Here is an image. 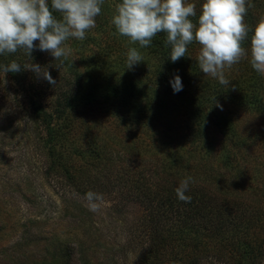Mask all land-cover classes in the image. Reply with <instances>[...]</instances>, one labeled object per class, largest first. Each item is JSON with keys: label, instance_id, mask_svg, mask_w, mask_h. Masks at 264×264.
Listing matches in <instances>:
<instances>
[{"label": "rangeland", "instance_id": "obj_1", "mask_svg": "<svg viewBox=\"0 0 264 264\" xmlns=\"http://www.w3.org/2000/svg\"><path fill=\"white\" fill-rule=\"evenodd\" d=\"M192 1L187 0L188 3ZM254 1L251 0L254 4L251 11L258 15L260 11L263 17L264 6H257ZM120 2L105 0L101 14L96 17V27L87 32L86 39L67 41L71 49L69 58L80 72L97 82L132 86L139 91L141 106L151 104L154 107L142 119L131 118L118 109L102 116L100 112H104L106 103L99 102L97 114L90 122L91 132L97 130L93 137L108 149L107 156L114 160L115 167L104 171L106 168L101 164H106L107 158L97 160V165L90 159L83 160L100 172L94 175L89 187L84 188L102 194V200L95 202L97 211L90 210L81 190L46 171L47 153H43L40 140L45 137V129L40 122L28 117L29 107L23 93L0 75V264H156V259L142 255L147 252L152 238L144 223L147 219L144 207L138 204L139 197L136 198L141 196L142 183H136L135 179L146 177L145 183L155 187L160 178L157 170L160 171L166 153L177 149L180 155H185L193 141L188 120L185 116L165 115L163 108L165 104L167 107L176 105L182 107L183 112L188 111L191 106L178 101L182 97L191 98L195 89L204 87L207 80L202 76L192 79L191 73L186 79L189 70L185 68L186 73L178 72L183 88L174 93L170 81L175 76L167 75L165 64L160 62L162 58L140 48L138 42L133 44L129 38L119 35L111 24L115 6ZM203 3L204 0L201 6ZM54 14L60 17L59 13ZM131 47L141 52L144 61L127 69V52ZM239 68L235 67L236 70ZM235 72L227 69L225 76L229 79ZM245 74L247 69L244 72L242 69L241 76L247 81ZM262 79L264 82V77ZM52 96L51 91H47L42 101L51 107ZM217 103L222 108L216 106ZM217 103H214L217 116L237 121L240 133L259 137L264 114L251 105L243 106L224 99ZM212 104L204 106L206 113ZM149 112L156 114L151 120L148 119ZM84 119L72 111L69 115L72 125L69 131L66 129L68 135L86 131ZM67 142L65 140L61 148L64 149ZM253 142L244 152L246 163L251 167L248 173L255 172L259 164L264 175V149L255 139ZM253 176L257 175L254 173ZM150 178L156 180L154 184ZM210 187L213 193L216 187ZM243 199L246 203L252 202L249 197ZM257 238H264V230ZM211 245L204 247L210 253L213 252ZM183 249L191 251L190 247ZM168 251L174 253L172 249ZM262 258L264 261V256ZM202 264L227 263L210 258Z\"/></svg>", "mask_w": 264, "mask_h": 264}, {"label": "trees", "instance_id": "obj_2", "mask_svg": "<svg viewBox=\"0 0 264 264\" xmlns=\"http://www.w3.org/2000/svg\"><path fill=\"white\" fill-rule=\"evenodd\" d=\"M201 1H192L196 4L197 12V16L192 18L194 22L200 15ZM263 1L254 2L263 7ZM251 10L252 8L248 9L245 20L254 29L256 23L264 16H261L260 11L258 15ZM252 34L250 31L249 39L242 45L249 50V58L236 65L240 66L238 70L235 69L236 66L231 68L236 72L229 77L230 83L227 86L205 76L200 70L197 62V49L200 45L196 42L188 46L187 56L175 63L170 60V46L165 47V33L157 34L151 45L144 48L150 50L153 56L162 58L160 62L165 64L167 75L172 78L178 75V72L186 73L187 68L189 73L186 74V79L190 78L191 73L192 79L202 76L207 80V83L203 84L204 87L195 89L191 98L182 97L178 101L190 105L188 111L183 112L182 107L178 108L176 105L167 107L165 104L163 108L165 115L185 116L188 120V130L193 135V141L185 155H180L177 149L166 153L160 171L157 170L160 178H157V181L151 178L149 180L153 184L156 181L155 187L145 183L146 177L135 179L136 183H142L139 188L141 196L137 195L136 198L139 197L138 204L144 207L147 217L144 223L148 228V235L152 238L149 240L147 252L142 255L156 259V264H163L165 261H168V264H202L210 258L222 260L227 264H261L263 261L264 238H257L264 230L263 169H259L261 165L258 164L257 170H251L249 174L251 167L246 163L244 152L253 145V139L264 149V126L257 134L259 137L252 138L240 133L237 121L217 116V108H214V103L224 99L225 102L251 105L264 114V82L262 76L250 64ZM35 43L38 45L39 41ZM12 60L22 66L25 63L39 64L56 80L54 87L32 71L22 70L19 73L6 74L0 69V75H4L18 92L23 93L22 97L29 107L28 117L37 123L40 122L45 129V137L40 140L43 153H47L46 171L63 178L69 185L86 194L88 191L84 188L87 189L94 181V175L100 172L93 170L83 160L90 159L97 165V160L107 158L108 162L101 164L106 168L104 171L115 167L112 163L114 160L107 156L108 149L101 141L98 144L93 137L97 130L91 132L93 128L90 122L95 118L93 115L97 114L101 104L99 102L106 103L104 112H100L102 116L118 109L131 118L142 119L146 117L149 109L154 107L151 104L141 106L139 91L136 88L134 90L132 86L94 81L88 74L80 72L70 58L61 63L50 53L38 48L33 51L32 58L22 50L7 56L0 55V65H7ZM242 69L243 72L247 69V74L243 75L247 81L241 76ZM47 91H51L54 98L51 107L42 101ZM209 103L213 104L206 113L204 106ZM72 111L85 118L83 123L86 124V131L70 136L66 129L69 131L71 128L69 115ZM120 112H117L118 115ZM155 115L149 112L148 119L151 120ZM134 139L136 141L137 138ZM65 140L68 142L63 149L61 145ZM254 173L257 176H253ZM188 176L194 179V183H190L189 190L185 192V195L191 197L190 203L181 201L175 191L180 181ZM211 185L216 187L214 194L211 192ZM245 197L251 198L252 202H244ZM253 206L256 207L252 208ZM207 240L209 242H205ZM207 244H212V253L205 250ZM186 247H190L191 251L183 249ZM168 249H172L174 253Z\"/></svg>", "mask_w": 264, "mask_h": 264}, {"label": "clouds", "instance_id": "obj_3", "mask_svg": "<svg viewBox=\"0 0 264 264\" xmlns=\"http://www.w3.org/2000/svg\"><path fill=\"white\" fill-rule=\"evenodd\" d=\"M105 0H0V55L7 56L22 50L29 58L37 48L48 52L61 63L67 61L71 49L67 41L86 39V34L96 27V17L102 12ZM254 7L251 0H204L200 15L196 4L187 0H121L115 6L111 24L119 35L138 42L140 48L149 47L154 37L165 33V47L171 48L170 60L175 63L187 56L188 46L200 45L197 62L205 76L212 77L221 85H229L225 71L241 60L249 58V50L243 42L250 38V64L264 77V18L253 28L246 23L248 9ZM54 13H59L60 17ZM39 41L38 45L35 43ZM144 61L136 47L127 52V69ZM4 73L34 72L38 77L56 86L51 73L39 64L16 60L0 65ZM174 93L182 90V80L176 75L170 81ZM218 107H221L217 103ZM191 176L180 181L175 189L181 201L190 203L185 195ZM91 211H97L96 201L102 194L89 191L85 194ZM264 264V261L261 262Z\"/></svg>", "mask_w": 264, "mask_h": 264}]
</instances>
